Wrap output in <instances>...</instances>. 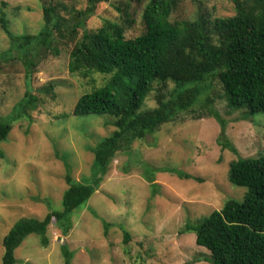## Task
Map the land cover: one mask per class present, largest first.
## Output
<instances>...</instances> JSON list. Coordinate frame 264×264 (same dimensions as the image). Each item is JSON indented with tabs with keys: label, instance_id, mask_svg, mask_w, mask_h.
<instances>
[{
	"label": "rangeland",
	"instance_id": "374dc122",
	"mask_svg": "<svg viewBox=\"0 0 264 264\" xmlns=\"http://www.w3.org/2000/svg\"><path fill=\"white\" fill-rule=\"evenodd\" d=\"M147 1L100 2L85 28L95 31L105 20L119 21L120 9H125L135 19L125 34L134 37L144 30ZM50 2L59 4L63 16H70L71 7L83 9L87 4V0H0V16L8 20L12 32L34 34L42 29V8ZM200 5L211 17L235 13L231 0H204ZM197 13V3L181 0L170 18L193 19ZM81 34L78 30L73 42H56L57 54L40 50L35 59L27 55L36 63L30 78L36 100L26 111L13 110L27 89L22 58L11 56L14 52L0 55V122L11 125L8 137L0 142V264L1 240L16 220L60 210L68 186L66 171L74 180L89 182L96 172L90 149L114 129L107 114H73L77 98L104 86L110 76L68 70L69 51ZM9 46V36L0 28V53ZM22 50L20 55L29 53ZM200 87L201 94L187 111L136 140L131 150L115 155L87 202L69 215L72 224L66 234L53 220L47 228V245L41 244L39 235H27L14 251L15 264H65L62 245L71 253L69 264H212L209 251L197 245L195 233L184 227L219 210L229 198L242 199L246 187L228 181L229 162L264 154V112L230 109L215 76ZM156 88L154 84L141 109L156 105ZM210 109L219 113L223 127L207 114ZM219 138L237 153L223 149ZM179 170L200 180L180 178ZM103 220L109 223L106 228Z\"/></svg>",
	"mask_w": 264,
	"mask_h": 264
},
{
	"label": "trees",
	"instance_id": "16d2710c",
	"mask_svg": "<svg viewBox=\"0 0 264 264\" xmlns=\"http://www.w3.org/2000/svg\"><path fill=\"white\" fill-rule=\"evenodd\" d=\"M104 1L87 0L83 9L71 7L70 16L59 13L57 2L45 4L44 25L34 34L12 32L8 20L0 16V28L10 40V46L0 55L8 57L14 52L11 56L22 58L26 70L27 89L13 106L14 111H26L36 100L31 94L30 78L39 51L54 50L57 54L56 42H73L82 30L69 51L68 70L83 76L92 71L110 76L104 86L77 98L73 114H107L114 126L90 149L96 172L89 182L74 180L70 170L66 171L68 186L60 210L42 218L22 216L16 220L1 240V264L16 263L14 251L29 234L39 235L41 244L47 245V228L53 220L66 234L72 224L69 215L87 202L115 155L131 150L136 140L187 111L208 77H217L230 109H245L249 114L264 112V0H231L235 13L226 17H211L200 10L204 0H191L198 4L197 16L180 20H171L170 16L181 0H148L142 12L144 30L129 38L125 31L135 19L125 9H120L119 21L105 20L95 31L85 28L97 4ZM22 49L29 53L20 55ZM28 54L33 59H27ZM154 84L156 105L141 109ZM207 114L223 127L215 109ZM10 130L9 123L0 122V142ZM218 143L237 153L227 140L219 138ZM176 173L180 178L200 180L182 170ZM146 179L155 187L153 177L147 175ZM227 179L246 187L242 199H227L219 210L195 224L187 223L184 230L195 233L196 244L209 251L212 264H264V154L231 160ZM102 224L106 228L109 223L103 220ZM61 248L65 264H69L71 253L66 245Z\"/></svg>",
	"mask_w": 264,
	"mask_h": 264
}]
</instances>
